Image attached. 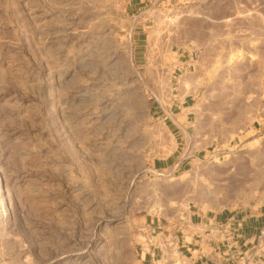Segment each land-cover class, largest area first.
Segmentation results:
<instances>
[{
	"label": "rangeland",
	"instance_id": "obj_1",
	"mask_svg": "<svg viewBox=\"0 0 264 264\" xmlns=\"http://www.w3.org/2000/svg\"><path fill=\"white\" fill-rule=\"evenodd\" d=\"M181 210L264 213V0H0V264H139Z\"/></svg>",
	"mask_w": 264,
	"mask_h": 264
},
{
	"label": "crops",
	"instance_id": "obj_2",
	"mask_svg": "<svg viewBox=\"0 0 264 264\" xmlns=\"http://www.w3.org/2000/svg\"><path fill=\"white\" fill-rule=\"evenodd\" d=\"M190 62H187L189 67ZM182 92L180 88L164 122L178 140L187 143L195 100ZM181 150L174 161L172 155L154 162L153 169L184 173L189 164L185 155L188 149L184 146ZM144 222L145 233L154 234L156 229L160 232L138 247L139 264H264V254L259 251L258 243L264 228V213L239 211L206 216L181 210L172 217L145 218Z\"/></svg>",
	"mask_w": 264,
	"mask_h": 264
}]
</instances>
